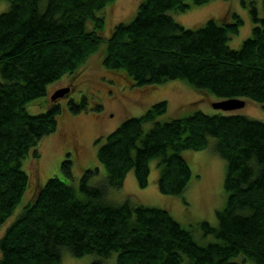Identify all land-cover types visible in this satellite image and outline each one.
I'll use <instances>...</instances> for the list:
<instances>
[{"label":"trees","instance_id":"obj_1","mask_svg":"<svg viewBox=\"0 0 264 264\" xmlns=\"http://www.w3.org/2000/svg\"><path fill=\"white\" fill-rule=\"evenodd\" d=\"M7 1L9 8L0 13V226L29 185L22 160L56 130L61 110L58 99L39 113H30L27 104L45 96L49 84L73 74L103 43V67L133 86L179 79L218 100L249 98L264 107V14H258L254 0H241L253 24L239 48L228 45L243 23L234 11L194 27H184L168 13L210 0H142L134 17L113 26L106 39L101 35L104 10L115 0ZM84 104V97L79 103L69 100L68 109L78 113ZM166 109V101H158L106 135L97 149L106 179L89 185L94 170H85L84 197L66 178L49 177L0 237V264H58L64 250L74 256L97 254L89 264H105L111 252L117 264H240L236 256L264 264V122L201 110L157 120ZM145 123L151 126L145 129ZM209 137L226 161V202L216 210V224L197 223L214 240L199 243L165 207L107 198L108 189L121 187L131 169L139 185L147 186L154 158L159 190L182 194L191 177L182 151L205 148ZM33 154L38 156L36 150ZM61 168L71 177L69 158Z\"/></svg>","mask_w":264,"mask_h":264},{"label":"rangeland","instance_id":"obj_2","mask_svg":"<svg viewBox=\"0 0 264 264\" xmlns=\"http://www.w3.org/2000/svg\"><path fill=\"white\" fill-rule=\"evenodd\" d=\"M141 1L115 0L108 4L104 10L105 24L101 35L106 39L113 26L129 22ZM254 1L258 14L263 15L264 0ZM9 5V1L0 0V13L6 11ZM229 11L236 12L243 20L238 32L232 34L228 41L231 48H239L241 42L251 34L253 24L249 8L241 0H210L194 5L184 12L170 10L168 13L184 27H194L208 18H215L217 21L229 18ZM87 28H90V21ZM104 51L105 43L73 74H66L49 84L45 96L27 104L30 113L45 111L52 102L51 94L56 89L71 86L67 95L58 98L61 110L57 115L56 130L43 136L22 160V167L29 177V185L14 213L0 226V237L22 207L34 199L40 186L49 177L66 178L81 198L84 193L80 189V182L85 170H94L88 176L89 185L104 182L106 173L97 159L98 147L104 142L106 135L122 121L142 115L158 101L164 100L167 103L166 111L157 116L159 121L187 116L201 110L208 114H242L264 122V107L249 98L243 99L245 103L242 107L224 111L213 107L212 103L218 100L214 95L198 91L183 80H169L156 86H133L130 81L103 67ZM83 97L86 104L80 112L73 113L68 109L69 100L79 103ZM96 106L101 108L97 109ZM150 126L151 123H145L144 128L148 129ZM215 142L214 137H209L205 148L182 151L191 169V177L182 194H165L159 190V170L157 159L154 158L149 162L147 186L139 185L135 172L131 169L126 173L121 187L108 189L107 198L115 203L128 200L131 204L165 207L183 227L192 230L199 243L206 244L214 240L212 234H203L197 222L206 220L216 224V210L222 208L226 202L223 183L226 161L214 151ZM34 150L38 152L37 157L33 154ZM65 158L71 160V177H66L61 168ZM97 257L95 253L74 256L64 250L58 264H89ZM235 260L240 264H255L251 260H244L242 256H236ZM104 263L117 264L116 253L111 252L104 258Z\"/></svg>","mask_w":264,"mask_h":264},{"label":"water","instance_id":"obj_3","mask_svg":"<svg viewBox=\"0 0 264 264\" xmlns=\"http://www.w3.org/2000/svg\"><path fill=\"white\" fill-rule=\"evenodd\" d=\"M69 92H70V87L58 88L51 94V99L57 100L58 98L67 95ZM244 103L245 101L243 99L229 98V99L217 100L213 102L212 105L214 108L228 111L242 107Z\"/></svg>","mask_w":264,"mask_h":264},{"label":"flooded vegetation","instance_id":"obj_4","mask_svg":"<svg viewBox=\"0 0 264 264\" xmlns=\"http://www.w3.org/2000/svg\"><path fill=\"white\" fill-rule=\"evenodd\" d=\"M71 87V86H70Z\"/></svg>","mask_w":264,"mask_h":264}]
</instances>
